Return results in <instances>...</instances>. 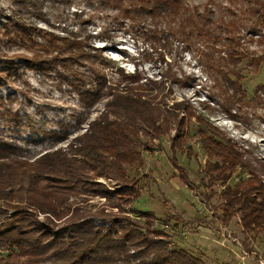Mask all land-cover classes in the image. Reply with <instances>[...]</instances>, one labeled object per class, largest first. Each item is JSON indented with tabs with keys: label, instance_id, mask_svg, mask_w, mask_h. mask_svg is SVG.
Wrapping results in <instances>:
<instances>
[{
	"label": "rangeland",
	"instance_id": "374dc122",
	"mask_svg": "<svg viewBox=\"0 0 264 264\" xmlns=\"http://www.w3.org/2000/svg\"><path fill=\"white\" fill-rule=\"evenodd\" d=\"M179 1L177 16L148 14L133 22L129 0H0V138L18 156L34 160L46 151L68 150L104 109V101L84 106L69 82L76 74L89 80L93 58L76 60L65 54L41 69L19 56L43 52L48 36L37 27L82 39L90 33L91 43L105 44V55L114 58L107 69L110 77L118 78L121 67L143 81H164L167 91L172 75H187V86L172 87L176 100L185 99L206 120L203 126L195 118L190 122L187 138L193 154L184 149L173 155L170 138L175 130L162 138L141 131L138 148L144 162L129 167L128 175L140 179L143 192L125 212L134 218L138 211L151 212L154 225L170 235L168 247L182 248L203 264H264V229L245 231L239 214L224 221L222 192L248 178V172L238 169L226 185L215 180L205 169L208 156L196 134L211 126L213 135L247 150L258 170L264 163V0ZM170 27L179 31L177 36ZM105 29L112 37L107 43L99 38ZM257 89H262L258 95ZM90 182L119 187L105 177ZM111 203L93 196L81 207L96 212L106 205L116 212ZM4 210L0 206V219ZM92 220L106 221L98 216Z\"/></svg>",
	"mask_w": 264,
	"mask_h": 264
},
{
	"label": "trees",
	"instance_id": "16d2710c",
	"mask_svg": "<svg viewBox=\"0 0 264 264\" xmlns=\"http://www.w3.org/2000/svg\"><path fill=\"white\" fill-rule=\"evenodd\" d=\"M100 1L115 4L121 0ZM129 2L133 9L130 7L128 16L133 22L148 14L177 16L181 7L179 0ZM170 28L177 36L179 31ZM36 31L48 36L47 44L41 46L43 52L31 58L19 56L41 69L57 64L65 54L76 60L93 58L91 78L84 80L76 74L69 82L84 106L91 108L104 101V109L68 150L46 151L34 160L18 156L0 138V206L5 208L0 219V264H203L182 248H169L170 235L154 225L151 212L138 211L135 218L125 212L143 192L140 179L128 175L129 167L144 162L138 148L141 131L162 138L175 130L170 138L173 155L184 149L193 154L187 138L190 122L195 118L202 125L206 120L185 99L176 100L172 87L187 86L190 77L172 75L167 91L164 81H143L121 67H117L118 78L110 77L107 69L114 65V58L105 55V44L91 43L90 33L82 39L76 33L60 36L41 27ZM101 32L100 40L107 43L112 39L106 29ZM260 91L257 89V95ZM196 134L208 156L205 169L215 180L226 185L240 168L249 174L226 185L222 192L224 221L239 214L245 231L264 229V163L258 170L246 156L247 150L231 139L213 135L211 126L208 130L201 127ZM173 161L180 170L175 158ZM179 172L187 183L188 176ZM97 177L116 180L119 187L90 182ZM93 196L112 202L109 207L117 211L109 212L106 205L96 212L82 210L81 203ZM92 216L106 221L96 224Z\"/></svg>",
	"mask_w": 264,
	"mask_h": 264
}]
</instances>
